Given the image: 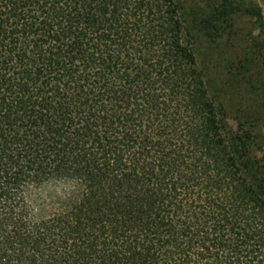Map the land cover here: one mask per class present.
I'll return each instance as SVG.
<instances>
[{
    "label": "trees",
    "instance_id": "16d2710c",
    "mask_svg": "<svg viewBox=\"0 0 264 264\" xmlns=\"http://www.w3.org/2000/svg\"><path fill=\"white\" fill-rule=\"evenodd\" d=\"M243 13L0 0V264H264V103H226L257 64L208 57L213 96L197 54Z\"/></svg>",
    "mask_w": 264,
    "mask_h": 264
},
{
    "label": "rangeland",
    "instance_id": "374dc122",
    "mask_svg": "<svg viewBox=\"0 0 264 264\" xmlns=\"http://www.w3.org/2000/svg\"><path fill=\"white\" fill-rule=\"evenodd\" d=\"M206 1L214 3L217 0ZM236 2L244 11L239 19L236 35L231 39L226 36L224 44L221 46L222 49L213 52L204 45L200 50H197L199 67L205 73L211 95L214 96V86L209 78L212 72L205 60L208 61V57L220 59L219 55L223 50L228 56L235 53L248 54L257 64V68L253 71V83L259 88V92L253 93L249 89L237 90V92L235 91L226 97V103L231 109L245 107L253 110L264 103V0H236ZM214 74L217 77L223 75L222 72H215ZM220 118L226 127L227 136L232 137L236 131L235 121L231 118ZM261 136L264 145V127ZM263 154L264 149L261 155Z\"/></svg>",
    "mask_w": 264,
    "mask_h": 264
}]
</instances>
